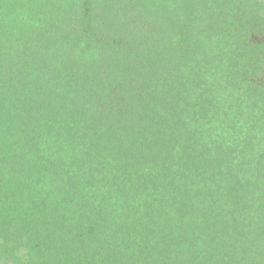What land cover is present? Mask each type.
<instances>
[{
	"label": "trees",
	"instance_id": "obj_1",
	"mask_svg": "<svg viewBox=\"0 0 264 264\" xmlns=\"http://www.w3.org/2000/svg\"><path fill=\"white\" fill-rule=\"evenodd\" d=\"M0 264H264V0H0Z\"/></svg>",
	"mask_w": 264,
	"mask_h": 264
}]
</instances>
